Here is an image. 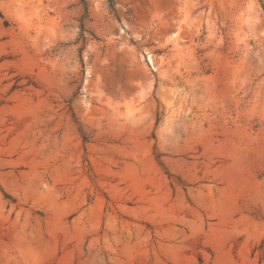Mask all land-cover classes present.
I'll list each match as a JSON object with an SVG mask.
<instances>
[{
    "label": "rangeland",
    "instance_id": "obj_1",
    "mask_svg": "<svg viewBox=\"0 0 264 264\" xmlns=\"http://www.w3.org/2000/svg\"><path fill=\"white\" fill-rule=\"evenodd\" d=\"M0 264H264V0H0Z\"/></svg>",
    "mask_w": 264,
    "mask_h": 264
},
{
    "label": "bare ground",
    "instance_id": "obj_2",
    "mask_svg": "<svg viewBox=\"0 0 264 264\" xmlns=\"http://www.w3.org/2000/svg\"><path fill=\"white\" fill-rule=\"evenodd\" d=\"M35 142L34 140H31L29 142L24 143V147L28 148V152L30 153L31 156L35 155V149H34ZM164 204V203H163Z\"/></svg>",
    "mask_w": 264,
    "mask_h": 264
}]
</instances>
